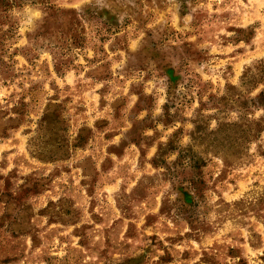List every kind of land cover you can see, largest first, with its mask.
I'll list each match as a JSON object with an SVG mask.
<instances>
[{
	"label": "rangeland",
	"instance_id": "obj_1",
	"mask_svg": "<svg viewBox=\"0 0 264 264\" xmlns=\"http://www.w3.org/2000/svg\"><path fill=\"white\" fill-rule=\"evenodd\" d=\"M0 264H264V0H0Z\"/></svg>",
	"mask_w": 264,
	"mask_h": 264
}]
</instances>
